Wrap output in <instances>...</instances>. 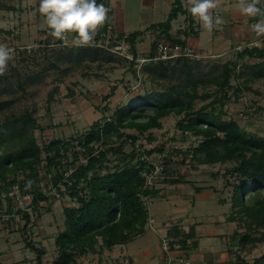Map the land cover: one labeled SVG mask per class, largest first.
I'll use <instances>...</instances> for the list:
<instances>
[{
    "label": "rangeland",
    "instance_id": "1",
    "mask_svg": "<svg viewBox=\"0 0 264 264\" xmlns=\"http://www.w3.org/2000/svg\"><path fill=\"white\" fill-rule=\"evenodd\" d=\"M182 26L180 30L185 28ZM251 33L255 32L252 30ZM74 36V33H67L65 40L59 41L50 34L39 12V0H0V45L11 49L7 70L0 75V121L12 113L32 112L39 124L34 133L40 144L81 135L104 116L112 118L121 104L140 93L162 89L159 85L161 80L144 71L143 67L132 65L134 60L128 57L130 49L120 51L114 47L118 39L108 44L103 41L104 45H99L102 40L95 43L93 39L88 44L77 45ZM237 36L229 38L222 55L204 51L200 59L203 60L202 72L219 71L215 66L233 60L242 46L258 43L256 48L264 47L263 36H253L245 42ZM194 38H191L192 43L197 42ZM83 46L86 50L79 48ZM17 47L28 51L16 52L14 48ZM94 49L101 56L110 53V60H91ZM262 60L252 57L238 59L237 75L232 78L233 88L228 90L230 98L225 105V119L232 117L243 129L260 136H264V78L255 81L246 79L251 72L249 67ZM57 87L49 100L51 92ZM113 87L115 94L105 100ZM237 88L242 91H236ZM214 90L215 86H208L204 91L212 92V96L196 100L195 107L211 102L215 98ZM179 119L175 114L164 117L161 119L162 127L151 128L144 133L134 127L122 128L126 134L137 136L135 144L124 136L107 145L118 146L127 138L123 145L125 152L134 148L140 152L159 149L149 156L156 168L149 175L147 185L159 191L146 198L150 212L147 232L128 244L129 252L125 253L124 247H118L119 251L114 252L111 251L114 247L103 252L89 251L83 256L81 264H205L209 260L212 264H235L238 257L253 262L264 255V241L242 245L233 240L235 231L246 233L242 218L230 220L234 215L231 197L237 183V176L230 170L236 161L198 163L189 155L179 154L178 150L198 144L197 136L191 133L183 135L178 129ZM151 137L154 140L150 141ZM109 157L114 159L115 156L109 154ZM166 166L169 168L164 172L163 167ZM177 177H183L182 181H168ZM41 184L44 188V182ZM61 188L65 190L62 185ZM14 193L16 207L27 209L32 215L35 242L48 248L44 264H52L57 255L56 235L65 228L64 206H80L79 202L72 199L68 191L61 196L53 190L49 200L43 201L38 216L33 208L28 207L31 195L18 189ZM1 205L3 210L0 214H4L6 200ZM22 217V213L14 214L8 226L7 221L0 220V254L14 252L12 257L15 258L27 254L34 258L33 264H37L35 253L25 242L26 234L22 230L25 221ZM177 223L185 230L195 227V237L189 239V247H183L178 238L167 236L170 226ZM263 231L264 227H259L251 235L261 237ZM170 240L175 241L172 248ZM12 241L14 243L10 245ZM194 241L198 242L197 246L193 245Z\"/></svg>",
    "mask_w": 264,
    "mask_h": 264
},
{
    "label": "trees",
    "instance_id": "2",
    "mask_svg": "<svg viewBox=\"0 0 264 264\" xmlns=\"http://www.w3.org/2000/svg\"><path fill=\"white\" fill-rule=\"evenodd\" d=\"M181 14L188 16L189 28L182 30L184 38H175L170 32L172 22ZM194 23L183 0H175L166 20L156 24L160 38L154 42L147 56L154 57L160 39L188 44L187 37L199 34ZM104 29L107 27L104 26ZM97 33L96 40H100L101 31L97 29ZM140 35L141 31H136L119 39L129 43L135 57H138L136 43ZM243 47L233 60L217 64L215 67L219 71L202 72L203 60L187 56L150 61L143 69L161 80V90L140 93L121 104L112 118L104 116L94 122L89 130L70 139L58 138L40 144L34 133L39 124L32 112L20 115L12 113L0 121V210H3L2 201L7 202L6 212L0 214V220L4 223L7 221L8 226L14 214H23L25 242L35 253L37 264H44L48 250L33 238L32 215L27 209L16 207L15 189L32 196L28 207L33 208L38 216L43 201L49 200L53 190L61 196L68 191L70 197L80 204L64 206L65 228L56 235L57 255L52 264H77L78 259L89 251L103 252L115 245L128 244L147 232L150 212L146 198L159 191L153 186L147 187L149 175L156 168L149 156L159 149L140 152L134 148L131 152H125L123 145L126 139H132L135 144L137 136L126 134L122 128L134 127L144 133L151 128L162 127L161 119L172 114L180 117L177 125L183 135L191 133L197 136L198 144L178 150L179 154L189 155L198 163L236 161L230 170L237 176L231 197L234 215L230 220L242 218L246 233L235 231L233 240L242 245L264 241V231L261 237L251 235L259 227H264V136L246 131L232 117L225 119V105L230 98L228 90L233 88L231 81L237 75L238 59H263L249 67L251 72L246 80L264 78V47ZM79 48L85 49L84 46ZM96 50L91 52V60H110V53L101 56ZM133 64L136 62L133 61ZM210 85L215 86V98L196 108V100L212 96V92L204 91ZM57 90L58 87L51 92L49 100ZM236 91L242 89L237 88ZM114 94L113 87L104 99ZM124 136L127 138L118 146H107ZM152 140L154 137L150 138ZM109 154H113L114 159ZM163 168L166 172L169 167ZM182 178L168 181L179 182ZM167 236L170 239L178 238L183 247H189V239L195 237V227L185 230L180 224H173ZM169 242L170 248L174 247L175 241ZM197 244L193 242L194 246ZM211 262L209 260L205 264ZM235 264H264V255L253 262L238 257Z\"/></svg>",
    "mask_w": 264,
    "mask_h": 264
},
{
    "label": "crops",
    "instance_id": "3",
    "mask_svg": "<svg viewBox=\"0 0 264 264\" xmlns=\"http://www.w3.org/2000/svg\"><path fill=\"white\" fill-rule=\"evenodd\" d=\"M174 1L175 0H102L105 6L109 9V12L105 23L102 26H98L97 29L101 31V33L106 31L111 32L116 40H119L132 32L141 31V35L138 37L136 43V51L137 54H139L138 57L147 56V51L150 52L154 42L160 38V32L155 26L166 20L173 7ZM183 2L188 13L191 14L189 11L190 0H183ZM242 2L243 0H216L217 7L211 11L214 16L218 14L223 17L224 23L215 27L210 36V32H205L200 21L193 17L195 22L193 26L199 34L194 36V40L197 41L195 43L191 42L193 36L187 37L188 44L202 49L203 52L209 51L214 55H222L225 53L223 50L229 43V38L235 36V34L238 35V38L240 37L244 40L242 42L253 39V36L260 38L262 35H257L251 26L258 20H264V17L261 15L249 17L242 13L240 10ZM259 6L264 9V0H260ZM187 17L186 14H181L177 19L173 20L170 32L175 38L182 34L181 37H185V34L180 29L183 27L182 25L188 27L189 22ZM104 26L107 27L106 30L104 29ZM252 30L255 32L254 34L251 33ZM10 243V245H13L14 241ZM128 244L116 245L111 251H119L118 247H124V251L127 253L129 252ZM12 255H15V253L8 252L6 254H0V264L34 263V258L28 257L27 254H22L17 258L12 257ZM82 259L83 256L78 259L77 264H81L80 262ZM134 260L133 257L132 261Z\"/></svg>",
    "mask_w": 264,
    "mask_h": 264
},
{
    "label": "clouds",
    "instance_id": "4",
    "mask_svg": "<svg viewBox=\"0 0 264 264\" xmlns=\"http://www.w3.org/2000/svg\"><path fill=\"white\" fill-rule=\"evenodd\" d=\"M259 5L260 0H243L240 10L249 17L264 16ZM216 7V0H190L189 11L211 32L224 23L223 17L213 15L211 10ZM39 12L53 37L62 40L66 33H74L75 43L85 45L94 38L98 26L105 23L109 9L101 0H39ZM251 27L257 35H264V20ZM10 58L11 49L0 45V75L7 70Z\"/></svg>",
    "mask_w": 264,
    "mask_h": 264
},
{
    "label": "built area",
    "instance_id": "5",
    "mask_svg": "<svg viewBox=\"0 0 264 264\" xmlns=\"http://www.w3.org/2000/svg\"><path fill=\"white\" fill-rule=\"evenodd\" d=\"M97 34L98 33L96 30L94 38H93L95 43H96ZM66 35H67V33H66ZM66 35L62 40H65ZM100 35H101L100 41L102 40V42H99V45H104L103 41L105 42V44L110 43L112 40L117 42L115 37L109 31L103 32ZM118 41H119L118 44H115V46H114V47H117L116 49H118L120 51L122 49H124V50L130 49V45L125 39H121ZM248 46L254 47V46H259V44L255 43L254 45H248ZM243 48L244 47L242 46V48H240V49H243ZM14 49H16V52H19V53H21L22 50L28 51L24 47H22V49L18 48V47L14 48ZM203 53L204 52L202 50H198L190 44L182 45V44L176 43V42L171 41V40L160 39V40H158L157 51H156V54L154 55V57H149V56L135 57L131 51L129 52L130 56H128V57L130 58L131 61L134 60L136 62V67L138 66V68H139V67H143L144 65H146L150 61L157 62L160 60H170V59H175L179 56H187L190 58L202 59ZM211 56L213 57V55H211ZM181 260L184 261L183 258H181Z\"/></svg>",
    "mask_w": 264,
    "mask_h": 264
}]
</instances>
